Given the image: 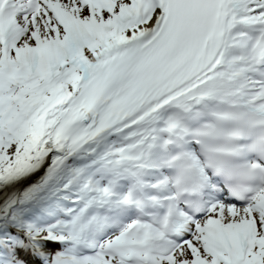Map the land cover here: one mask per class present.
<instances>
[{
    "label": "snow or ice",
    "instance_id": "1",
    "mask_svg": "<svg viewBox=\"0 0 264 264\" xmlns=\"http://www.w3.org/2000/svg\"><path fill=\"white\" fill-rule=\"evenodd\" d=\"M0 264H264V0H0Z\"/></svg>",
    "mask_w": 264,
    "mask_h": 264
}]
</instances>
